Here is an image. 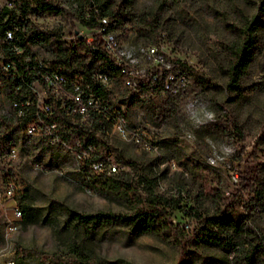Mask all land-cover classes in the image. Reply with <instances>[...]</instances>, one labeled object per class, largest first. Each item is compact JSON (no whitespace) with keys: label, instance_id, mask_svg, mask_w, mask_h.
Returning a JSON list of instances; mask_svg holds the SVG:
<instances>
[{"label":"rangeland","instance_id":"obj_1","mask_svg":"<svg viewBox=\"0 0 264 264\" xmlns=\"http://www.w3.org/2000/svg\"><path fill=\"white\" fill-rule=\"evenodd\" d=\"M54 1L61 9L40 13L34 5H29L23 14L12 2L5 5V0H0V9L6 12L4 18L15 8L24 21L61 29L67 43L72 44L74 28L87 36L94 35L93 27H86L78 18L73 21V28L65 21L63 9L77 13L74 2ZM112 1L126 12L112 31L120 48L130 53L137 67L147 72L178 57L195 74L176 67L174 77L168 78V87L160 84L151 87L146 84L145 76L141 89L128 88L113 76L108 85L107 103L123 108L128 126H139L148 145L125 140L109 130L101 135L105 160L100 167L88 165L83 159L86 153L79 155L62 142L53 141L55 136L51 137L43 122L37 130L21 135L14 145V154L1 150L0 176H11L15 188L10 196L0 191V264H37L30 258L19 259L20 247L31 246L45 258L57 250L65 205L91 211L125 210L133 204L112 190L92 185L84 173L86 167L106 171L108 164L114 163L116 169L128 171L133 180L135 170L124 162L127 158L153 159L156 190L167 193L181 187L182 203L201 187H211L222 196L231 194L238 186L244 165L257 164L255 190L241 188L233 201L236 211L248 214L250 228L264 235V13L257 8L258 0ZM252 14L263 21L258 30L261 43L250 61L248 73L240 81L245 91L236 94L224 85V47L238 35L242 21ZM83 15L90 20L88 11ZM144 26L146 31H142ZM32 45L38 53L43 50ZM148 45H155L163 60L156 53L149 54ZM83 61L87 63L90 59L85 56ZM50 67L63 72L65 79L61 86L52 91L36 81L33 86L43 99L49 97L63 104L71 98L67 84H78L87 69L74 61L64 64L61 60L51 62ZM12 83L11 79L0 83V108L12 110L13 99L6 93H13ZM22 203L36 207L38 218L24 219L23 210L16 215L14 205L21 209ZM172 216L185 225L191 222L179 209ZM93 244L95 252L122 257L129 264H167L178 258L175 246L161 235L143 232L128 239L120 224H104L94 233ZM42 264L59 263L50 259Z\"/></svg>","mask_w":264,"mask_h":264},{"label":"trees","instance_id":"obj_2","mask_svg":"<svg viewBox=\"0 0 264 264\" xmlns=\"http://www.w3.org/2000/svg\"><path fill=\"white\" fill-rule=\"evenodd\" d=\"M74 2L77 13L63 9L65 21L74 26L75 18H78L88 27L97 26V18L107 15L111 21L107 27L114 28L120 20L126 16L116 7L112 0H71ZM14 4L25 13V8L34 5L37 12L54 9L59 6L54 0H15ZM257 8L264 13V0H258ZM88 11L90 20L85 19L84 13ZM6 12L0 11V34L10 24L12 14L5 19ZM263 21L256 15L245 18L242 21L238 35L226 43L224 52L225 62V87L231 92L240 94L245 91L240 81L248 73L250 61L260 45L258 30ZM142 27V31H146ZM30 38L53 39L51 29L41 31L36 29ZM22 39V43H24ZM55 41H57L55 39ZM62 48L58 52L53 46H49L52 62L61 61L65 64L76 62L85 66L87 71L92 67L98 72H107L114 75L117 65L114 58L101 47L96 40H86L83 36L73 43L63 41ZM60 44V40H58ZM56 56V57H55ZM88 56L89 62H84ZM168 67L162 68L159 75V83L163 81L169 70L180 67L183 71L195 74V70L184 60L173 57ZM86 72V71H85ZM30 82L34 76H25ZM26 87L25 84H23ZM71 89V85H67ZM90 90L94 95L107 96L108 87L98 81H90ZM10 95V94H9ZM20 98L22 93L18 94ZM61 105L57 100L51 106L50 111H36L32 105H28L19 116L13 117L0 115V149H6L16 144L21 135H25L30 122H38V117L49 124L50 133L57 135L58 143L62 142L70 150L78 153L84 152L83 159L88 165L97 163L102 165L105 160L101 148V135L111 130L110 121L99 110L89 107L86 114L73 110L71 101ZM53 123V125H50ZM38 125V124H37ZM251 155H254L252 152ZM88 160V161H87ZM134 168L135 178L128 176V171L117 168L106 171L86 167L87 177L92 185L100 189L112 190L127 200L132 201L125 210L96 209L81 210L71 205H65L64 216L60 226L61 234L57 244V250L45 258L43 254L31 246L20 247L19 259L30 258L37 264H42L50 259L59 264H114L129 262L122 257H109L95 252L93 235L104 224H120L122 231L128 239L136 235L148 232L161 235L163 239L170 241L178 251V258L167 264H264V235L250 228L247 224L246 211H236L233 196L242 188L255 190L258 172L257 164L248 162L244 165L238 176V186L228 195H220L214 189L199 188L189 200L182 203L184 195L181 187L175 192H158L156 190L157 175L154 169L153 159L124 160ZM92 170V171H90ZM256 190L255 192H257ZM209 198L207 202L206 199ZM141 203V204H140ZM24 219H37L38 209L29 203L21 204ZM176 209L190 217V224L185 225L173 220L172 212ZM189 223V222H188Z\"/></svg>","mask_w":264,"mask_h":264},{"label":"built area","instance_id":"obj_3","mask_svg":"<svg viewBox=\"0 0 264 264\" xmlns=\"http://www.w3.org/2000/svg\"><path fill=\"white\" fill-rule=\"evenodd\" d=\"M11 2L14 4L15 0H5V5H8ZM16 8L19 7L17 6ZM10 14H12V20L0 34V83L9 79H11L13 82L12 89L10 90L13 91V93L10 94L9 92H6L7 95L13 99V106L12 110H6V108L1 107L0 111L2 112H0V115H8L13 117L19 116L24 112L28 105H32L36 111L40 110L48 112L50 111L52 104L57 100H52L49 97L43 99L41 93L34 88L33 82L36 81L42 84L44 88L48 89L49 91L58 89L59 86H61V84L64 82L65 78L63 72L55 67H50L52 62L51 58L54 54L49 48V46H53V48L55 47L56 50L54 52H58L59 46L62 48L64 45L63 32L58 28H51L48 26L43 27L42 25L37 26L27 22L26 20L24 21L23 17L18 14V9L14 8ZM97 20L99 22L97 26L88 27L84 24L88 28L93 27V30L96 31L94 32L93 36H87L76 28L71 30V37L73 39L72 44L80 36H83L88 41L96 40L98 44L114 58L117 65L115 74L110 75L107 72H98L95 68H91L84 73V76H81L78 84L69 83V85H71V89H69L71 98H68L67 100L71 101V108L73 110L81 112L83 115L87 113L89 107L101 111L103 115L110 121L111 130L114 131L119 137L125 140L137 142L141 146H147L148 143L142 135L141 128L139 126H128L122 107L109 106L106 101V97L94 95L92 90L89 89L90 81H98L100 84L108 87L110 79L113 76H117L121 79V82L124 84V86L128 88L141 89L142 85L144 84V77L146 76V84L152 87L156 84H160L158 79L162 68L168 67L170 63L169 61H162L163 65H160V67H151L149 71L145 72L143 69L135 65L134 58L128 51L120 48L118 37L112 31V28L107 27L111 19L107 15H102L98 17ZM36 29L41 31H47L51 29L53 39L45 40L43 38H30L31 34ZM22 39L25 40L24 43H22ZM55 39L57 41H55ZM58 40H60V44H58ZM32 44L39 45L43 50H41L39 53L34 51ZM147 51L149 54L156 53V57L160 59V61L163 60V55L156 52L155 45H148ZM57 57H59L60 60L62 59V55ZM25 76H34V79L28 82L26 81ZM173 77V70H169L165 76L162 87H168L170 81L168 78ZM23 84H25L26 87H24ZM19 93H22V98L19 97ZM67 100L61 105L68 104ZM37 120V123L30 122L28 124L25 135H27L28 131L37 130L40 122H43V124H45L49 129L48 123L39 117ZM50 125H53V123ZM50 134L51 137L55 136L53 141L58 139L55 133ZM14 145L6 148L8 154L15 153ZM1 150L2 149H0V151ZM81 153L84 152H80L78 154L80 155ZM92 164L96 167H99L97 163ZM170 164L174 165V161L170 160ZM114 168V164L110 165V169ZM14 188L15 181L11 176L7 175L5 178H1L0 176V191L4 195H12ZM14 208L15 214L19 215L21 213V209L17 205H14Z\"/></svg>","mask_w":264,"mask_h":264}]
</instances>
